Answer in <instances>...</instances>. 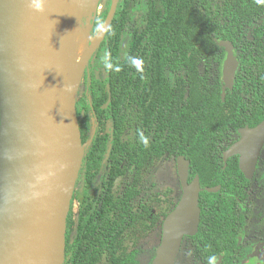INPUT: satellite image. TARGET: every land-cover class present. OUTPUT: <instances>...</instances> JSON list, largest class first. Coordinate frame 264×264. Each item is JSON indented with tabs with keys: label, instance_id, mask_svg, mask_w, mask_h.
<instances>
[{
	"label": "trees",
	"instance_id": "1",
	"mask_svg": "<svg viewBox=\"0 0 264 264\" xmlns=\"http://www.w3.org/2000/svg\"><path fill=\"white\" fill-rule=\"evenodd\" d=\"M111 2L107 0L90 31L83 26L91 35L100 34ZM125 2L119 0L104 39L84 71L88 94L77 102L83 143L89 141L92 110L99 128L83 155L80 175L91 181L106 160V167L115 174L137 175L165 154L184 155L191 161L190 181L198 175L203 188L221 185L217 192L201 191L199 231L186 238L194 252L210 264L221 254L222 264H237L252 180L244 176L237 156L230 157L225 166L223 152L236 140L241 127L255 126L264 119V26L254 22L264 6L256 0H160V14L147 6L138 23L130 24L121 11ZM98 21H103L99 31ZM84 25H88L86 21ZM129 33L132 43L123 50V39ZM75 37L82 46L90 45L81 34ZM223 40L234 44L240 59L235 85L227 90L224 100L221 68L226 51L218 44ZM100 51L108 54L105 59L113 64V69L107 68L106 78L93 66ZM132 58L142 60L143 72L132 65ZM117 66L119 71L114 70ZM108 85L111 101L104 108ZM108 120L112 121V133L101 134ZM141 133L148 138V147L140 142ZM138 185L127 186L122 192L113 218H117L120 251L113 257L112 244L117 239L111 233L110 264L113 260L116 264H139L122 236L125 225L132 226L139 218L130 209L140 192ZM81 201V224L88 227L94 222L93 215L86 214L91 204H84L82 197ZM168 213L164 212L163 218ZM140 215L154 219L148 208ZM71 223L70 212L67 229ZM97 255L86 254L74 264L105 262Z\"/></svg>",
	"mask_w": 264,
	"mask_h": 264
},
{
	"label": "water",
	"instance_id": "2",
	"mask_svg": "<svg viewBox=\"0 0 264 264\" xmlns=\"http://www.w3.org/2000/svg\"><path fill=\"white\" fill-rule=\"evenodd\" d=\"M74 1L90 7L82 22L90 31L87 21L103 0ZM118 3L111 2V20ZM28 4L0 0V264H64L67 221L84 155L77 112L80 82L70 66L59 63L63 23L53 8L45 4L43 14L52 25L45 36ZM218 44L227 53L224 100L235 85L239 59L231 41ZM107 91L104 108L111 101L110 85ZM263 148L264 119L239 129V137L223 152L225 166L238 155L241 171L252 180ZM190 164L184 155L177 156L182 195L163 220L152 264H176L184 239L199 231L201 191L221 188H203L198 175L190 181ZM222 261L223 254L213 264Z\"/></svg>",
	"mask_w": 264,
	"mask_h": 264
},
{
	"label": "rangeland",
	"instance_id": "3",
	"mask_svg": "<svg viewBox=\"0 0 264 264\" xmlns=\"http://www.w3.org/2000/svg\"><path fill=\"white\" fill-rule=\"evenodd\" d=\"M106 2L107 0H103L97 15L90 21H87L91 27L93 26V20L104 10ZM147 6L150 7L154 14H160L162 11L160 0H126L121 11L124 18L130 24H137L142 11ZM132 40V34L129 33L126 35L123 39L122 49L126 50L131 45ZM89 48L91 50V58V54L95 52V49L90 46ZM235 53L237 54V52ZM106 57L109 58V55L104 51H100L93 62V66L99 70L98 72L102 78L108 76L107 68L104 65ZM82 80L80 82L81 85L79 84L78 99L88 94L84 75ZM92 126L93 120L91 118V132L89 141L84 143V153L90 146L92 137L97 134V130L94 133ZM104 133H112L111 120L105 123L104 132L101 134ZM106 161L104 167H102L91 181L87 182L82 174L79 175L74 191V196L77 199L74 201L70 210L72 212L73 222L76 224L73 230L77 228L79 206H81L82 202L81 197L83 199L85 198L84 204H94H91V206L96 208V222L99 220L108 222L115 217V213L119 208L118 204H120L122 192L125 188L138 183L140 192L131 202L130 209L133 213L139 215V218L132 226H127L124 229V246L129 251L135 252L139 264H152L156 255V249L161 242L163 214L164 212H170L176 206L182 195V187L177 169V157L165 154L137 175L133 173L115 174L106 167L108 163ZM248 190V199L245 203L248 219L243 234L242 246L236 261L239 264H258L259 261L264 260V250L261 248V244L264 242V150L262 151L257 173L251 181ZM144 208L152 210L154 219L140 215ZM74 238L75 233L70 237V240L72 241ZM251 244H256L257 248L254 249V252L246 255L245 249ZM71 257L70 252L66 255L64 264H70ZM98 264L105 263L100 262ZM176 264H210V260L197 255L194 252L191 240L185 238Z\"/></svg>",
	"mask_w": 264,
	"mask_h": 264
},
{
	"label": "bare ground",
	"instance_id": "4",
	"mask_svg": "<svg viewBox=\"0 0 264 264\" xmlns=\"http://www.w3.org/2000/svg\"><path fill=\"white\" fill-rule=\"evenodd\" d=\"M47 3L53 8L60 22L63 23L59 63L70 66L81 82L86 65L90 60L91 50L89 46L97 49L104 39L111 17L105 22L100 34L93 36L82 26L84 18L90 11V7L86 3H78L74 0H49ZM34 17L43 34L49 35L52 32V25L45 15L37 12ZM75 34H81L90 45L88 47L80 45Z\"/></svg>",
	"mask_w": 264,
	"mask_h": 264
},
{
	"label": "flooded vegetation",
	"instance_id": "5",
	"mask_svg": "<svg viewBox=\"0 0 264 264\" xmlns=\"http://www.w3.org/2000/svg\"><path fill=\"white\" fill-rule=\"evenodd\" d=\"M254 22H257L258 23L257 25H259V27L264 26V9L261 11L260 15H258L257 19L254 20ZM226 55H227V53H226ZM237 57H238V55H237ZM223 64H224V61H223ZM223 64H222V76H223ZM239 67H240V59H239ZM239 67H238V70H239ZM238 70H237V72H238ZM222 88H223V85H222ZM91 114H92V117H91L92 120H93L94 116L97 118L94 110L91 111ZM97 120H98V118H97ZM98 126H99V121H98ZM246 126H249V125H246ZM92 130H93V126H92ZM96 130H98V127H97ZM238 137H239V131H238ZM263 150H264V148H263ZM261 155H262V153H261ZM235 156H237L238 160H239V156L238 155H235ZM260 158H261V156H260ZM259 162H260V159H259ZM259 162H258V165H257L256 173H257V170H258ZM256 173H255V175H256ZM74 198H75V196H74ZM76 199L77 198H75L74 201H76ZM91 204H93V203H91ZM80 207H81V211H80ZM89 209L90 210L86 214H87V216L88 215H91V216L93 215V219H94V222L92 220V222L90 223V226L84 227V224H81L82 223L81 216H82V211H83L82 203H81V206H79V218L77 220V228H76V230H73V228L75 227L76 224L73 222V218H72V223H71L69 229H67L68 238L66 237V255H68L71 252L72 257L70 259V261H71L70 264H74V262L77 261V258H79V257L83 258L84 255L89 254V253H91L93 255L95 253L96 256H98L97 254H100L104 258L103 259L105 261L104 263L105 264H110L109 263V257L110 256H109V253H108L110 244H109V241H108V237H109V235L111 233H113V235H115L116 236L115 238L117 239V240H114L113 244H112V250L114 252L113 257L115 256V258H117L118 255H119V251H120V248H119V245H118L119 228L117 226H115V221L117 220V218H116L115 221L112 219V220H110L108 222H104V220H99L98 222H96V220H95V212H96L95 209L96 208L91 206V208H89ZM70 212H69V214H70ZM246 212H247V208H246ZM115 216H117L116 213H115ZM81 225H82V227H81ZM127 226L128 225H125L124 229ZM124 229H123V231H124ZM74 233H75V238L71 241L70 237ZM241 235H242V240H243V234H241ZM122 236H123V234H122ZM242 240L240 242L241 244H242ZM255 248H257L256 244H251L250 246H247L246 249H245L246 255H249L251 252H254ZM261 248L264 250V242L261 244ZM72 261H74V262L72 263ZM100 262L103 263V261H100ZM114 263L116 264L117 262H115V260H113V264ZM213 263H211V264H213ZM237 264H239V263H237ZM258 264H264V260L263 261H259Z\"/></svg>",
	"mask_w": 264,
	"mask_h": 264
},
{
	"label": "clouds",
	"instance_id": "6",
	"mask_svg": "<svg viewBox=\"0 0 264 264\" xmlns=\"http://www.w3.org/2000/svg\"><path fill=\"white\" fill-rule=\"evenodd\" d=\"M46 3H47V0H29L28 6L35 12L44 13L46 11V8H45ZM256 3L258 5L264 6V0H256ZM102 26H103V21H98L97 31H99L102 28ZM109 31L111 30L109 29ZM131 63L138 71L140 72L144 71L142 60L137 59V58H132ZM104 65L108 69H113V64L110 63L107 59L104 60ZM114 70L119 71L120 70L119 66L115 67ZM139 139H140V142L143 143L145 147L149 146L148 138L145 137L142 133L140 134Z\"/></svg>",
	"mask_w": 264,
	"mask_h": 264
},
{
	"label": "built area",
	"instance_id": "7",
	"mask_svg": "<svg viewBox=\"0 0 264 264\" xmlns=\"http://www.w3.org/2000/svg\"><path fill=\"white\" fill-rule=\"evenodd\" d=\"M97 127H98V120H97V118L94 116V117H93V131H94V133L96 132Z\"/></svg>",
	"mask_w": 264,
	"mask_h": 264
}]
</instances>
